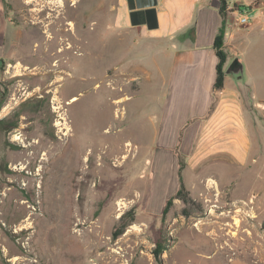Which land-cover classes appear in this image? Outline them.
Masks as SVG:
<instances>
[{"label": "rangeland", "instance_id": "rangeland-1", "mask_svg": "<svg viewBox=\"0 0 264 264\" xmlns=\"http://www.w3.org/2000/svg\"><path fill=\"white\" fill-rule=\"evenodd\" d=\"M109 8L0 0V264H235L248 252L264 264V119L233 183L185 187L186 202L151 212L162 88L150 56L118 41ZM248 60L263 111L264 54Z\"/></svg>", "mask_w": 264, "mask_h": 264}, {"label": "crops", "instance_id": "crops-1", "mask_svg": "<svg viewBox=\"0 0 264 264\" xmlns=\"http://www.w3.org/2000/svg\"><path fill=\"white\" fill-rule=\"evenodd\" d=\"M109 1L118 41L130 52L150 56L163 93L151 141L147 207L162 212L181 179L190 191L201 184L229 186L252 157L256 112L264 119V110L255 106L257 77L248 60L251 50L264 54V0H227L222 50L234 57L223 69L221 89L215 87L220 0ZM252 5L250 25H236L230 9ZM236 58L243 64L242 76L226 73ZM152 67L135 69L149 81Z\"/></svg>", "mask_w": 264, "mask_h": 264}, {"label": "trees", "instance_id": "trees-1", "mask_svg": "<svg viewBox=\"0 0 264 264\" xmlns=\"http://www.w3.org/2000/svg\"><path fill=\"white\" fill-rule=\"evenodd\" d=\"M221 6H220V12L223 16V25L219 30V34L216 38L215 46L218 50V57H219V64H218V75H217V82L215 87L217 89L223 88V80H224V65L227 60L226 53L222 50L223 43H224V37H225V27H226V20L228 17V3L227 0H220ZM228 69V68H227ZM4 102L0 101V109L3 107ZM18 127V122H15L14 125L10 127V129H15ZM189 193L186 191L185 185L181 179V186L180 189L166 202V205L163 209V215L166 214L168 211L169 207L172 205L173 201L175 199H180L183 202H186L188 199ZM117 235V234H116ZM167 248L162 246L161 244H157L155 250L153 251L155 257L161 256V254L166 250Z\"/></svg>", "mask_w": 264, "mask_h": 264}, {"label": "built area", "instance_id": "built-area-1", "mask_svg": "<svg viewBox=\"0 0 264 264\" xmlns=\"http://www.w3.org/2000/svg\"><path fill=\"white\" fill-rule=\"evenodd\" d=\"M252 6H236L230 9V15L235 16V23L240 27L249 26L253 19ZM229 15V14H228Z\"/></svg>", "mask_w": 264, "mask_h": 264}, {"label": "water", "instance_id": "water-1", "mask_svg": "<svg viewBox=\"0 0 264 264\" xmlns=\"http://www.w3.org/2000/svg\"><path fill=\"white\" fill-rule=\"evenodd\" d=\"M226 73L233 76L243 75V64L239 58H236L231 62Z\"/></svg>", "mask_w": 264, "mask_h": 264}, {"label": "bare ground", "instance_id": "bare-ground-1", "mask_svg": "<svg viewBox=\"0 0 264 264\" xmlns=\"http://www.w3.org/2000/svg\"><path fill=\"white\" fill-rule=\"evenodd\" d=\"M73 100H74V99H73ZM252 256H253V253L248 252L246 257H244V258H242V257L238 258V260L240 259V262L238 261V262L236 263V259H234V260H232V261H233L235 264H250L249 261L247 262V258L251 259ZM251 264H252V263H251Z\"/></svg>", "mask_w": 264, "mask_h": 264}]
</instances>
